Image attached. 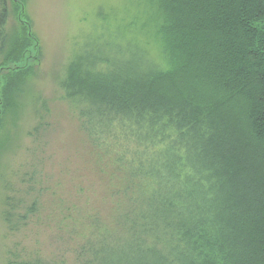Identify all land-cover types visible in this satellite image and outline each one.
<instances>
[{
    "label": "trees",
    "instance_id": "trees-1",
    "mask_svg": "<svg viewBox=\"0 0 264 264\" xmlns=\"http://www.w3.org/2000/svg\"><path fill=\"white\" fill-rule=\"evenodd\" d=\"M157 5L168 69L135 47L69 63L60 86L84 166L70 175L74 191L52 187L44 216L68 254H13L9 264H264V0ZM7 18L0 0V54ZM20 21L8 84L37 51ZM28 181L26 194L40 184ZM4 200L13 232L40 211L35 198Z\"/></svg>",
    "mask_w": 264,
    "mask_h": 264
},
{
    "label": "rangeland",
    "instance_id": "rangeland-1",
    "mask_svg": "<svg viewBox=\"0 0 264 264\" xmlns=\"http://www.w3.org/2000/svg\"><path fill=\"white\" fill-rule=\"evenodd\" d=\"M21 2L23 14L19 17L20 7L8 0L6 46L0 54V264H9L13 254L38 251L43 257H51L66 249L61 232L44 222V216L52 187L63 195L72 187L74 191L70 175L79 168L81 173L84 166L81 134L60 86L69 63L97 49L110 56H127L135 47L159 68H169L157 0ZM20 20L28 22L37 51L29 52L28 70L8 84L3 78L8 72L4 63L24 35ZM32 174L40 184L36 182L26 194ZM90 175L87 178L92 180ZM7 194H16L28 206L34 198L41 204L40 211L29 213L16 232L10 231L3 220Z\"/></svg>",
    "mask_w": 264,
    "mask_h": 264
}]
</instances>
